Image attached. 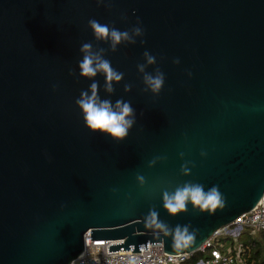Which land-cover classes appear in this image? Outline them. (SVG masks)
<instances>
[{"label":"water","instance_id":"obj_1","mask_svg":"<svg viewBox=\"0 0 264 264\" xmlns=\"http://www.w3.org/2000/svg\"><path fill=\"white\" fill-rule=\"evenodd\" d=\"M90 19L143 35L113 52ZM84 43L124 74L113 93L103 74L80 76ZM145 51L146 72L165 75L158 95L137 68ZM93 82L134 108L125 139L87 128L76 100ZM185 182L217 186L224 206L168 214L162 192ZM262 202L264 0H0V264H72L87 235L118 242L109 253L195 255ZM150 209L194 239L154 235Z\"/></svg>","mask_w":264,"mask_h":264},{"label":"clouds","instance_id":"obj_2","mask_svg":"<svg viewBox=\"0 0 264 264\" xmlns=\"http://www.w3.org/2000/svg\"><path fill=\"white\" fill-rule=\"evenodd\" d=\"M88 25L93 31L95 39L108 42L110 50L113 52L122 43L134 44L136 42L135 37L143 35V30L140 27H135L131 31H120L114 27H109L107 24H101L95 19H90ZM80 52L83 54V58L78 64L80 76L93 79L98 74H103L105 91L109 94L113 93L115 91L113 85L119 84L123 80L124 74L114 69L111 62L104 58L106 50L104 48L94 50L91 43H84ZM143 56L146 63L137 65V68L143 74L145 90L158 95L164 87L165 75L159 68L155 70L154 74L146 72L147 66L156 64V58L147 51L143 53ZM174 63L178 64L179 60L174 61ZM130 89L131 85L126 84L124 86L125 92L130 91ZM76 105L81 110L84 122L91 132L107 134L116 141L125 139L135 124L136 113L131 103L120 99L113 104L109 99H101L97 82L91 83L88 90L80 93ZM181 172L185 176L191 174L187 164L181 166ZM137 180L141 185L145 182L143 176H138ZM162 202L163 208L172 216L186 212L189 203L194 210L208 211L209 213L218 207L222 208L225 203L217 186L205 191L202 184L193 182H185L177 186L172 192L164 190ZM144 225L145 228L153 230V234L156 236L161 234L171 236L177 248L187 245L195 237V231L190 232L189 230L190 225H177L172 229L159 219V214L154 209H150L147 216L144 217Z\"/></svg>","mask_w":264,"mask_h":264},{"label":"built area","instance_id":"obj_3","mask_svg":"<svg viewBox=\"0 0 264 264\" xmlns=\"http://www.w3.org/2000/svg\"><path fill=\"white\" fill-rule=\"evenodd\" d=\"M246 230L253 237L260 234L264 235V202L260 203L252 212L238 219L233 226L217 232L206 242L198 252L206 259L200 260L196 264H249L245 258L246 249L240 240L241 235ZM235 239H237L236 245ZM117 244L119 243L91 242V237L87 235L84 253L72 264H190L194 256L176 255L168 257L165 256L163 245H150V243L148 244V251H145L144 246H141L138 253H109L108 248Z\"/></svg>","mask_w":264,"mask_h":264},{"label":"trees","instance_id":"obj_4","mask_svg":"<svg viewBox=\"0 0 264 264\" xmlns=\"http://www.w3.org/2000/svg\"><path fill=\"white\" fill-rule=\"evenodd\" d=\"M244 247L246 249L245 258L248 263L252 264H264V235L260 234L259 238L251 237L248 234V238L243 241ZM202 258V255L197 253L195 254L190 264H196Z\"/></svg>","mask_w":264,"mask_h":264},{"label":"rangeland","instance_id":"obj_5","mask_svg":"<svg viewBox=\"0 0 264 264\" xmlns=\"http://www.w3.org/2000/svg\"><path fill=\"white\" fill-rule=\"evenodd\" d=\"M232 230V229H231ZM248 234H250V232L248 231V230H246V231H244L243 232V234L241 235V237H240V240L243 242V241H245L247 238H248ZM251 236V235H250ZM259 236L260 235H258V236H254V238H259ZM251 237H253V236H251ZM229 239H231V238H229ZM236 241H237V239H235V245H236ZM229 244L231 243V242H228ZM206 259V257L205 256H202V258H201V260H205Z\"/></svg>","mask_w":264,"mask_h":264}]
</instances>
